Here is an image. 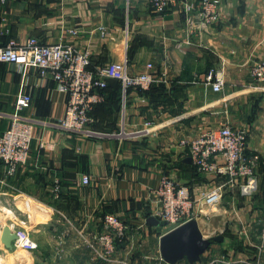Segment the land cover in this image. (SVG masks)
<instances>
[{
  "label": "crops",
  "instance_id": "1",
  "mask_svg": "<svg viewBox=\"0 0 264 264\" xmlns=\"http://www.w3.org/2000/svg\"><path fill=\"white\" fill-rule=\"evenodd\" d=\"M200 1L172 0L165 13L157 15L149 0H0V45L28 37L45 44H70L90 52L91 67L125 63L127 72L135 75L146 72L150 64L159 80L156 85L174 83L177 88L155 110L149 99L130 91L123 137H115L120 133L121 88L108 80L104 101L93 110L89 127L99 137L60 129L65 96L54 90L51 81L42 82L34 69L21 71L0 63V134L21 89L31 97L22 114L35 121L26 165L8 181L9 187H0V227L11 219L36 244L27 253L31 261L24 264H144L146 257L159 255V238L168 228L149 227L145 220L158 207L155 191L161 177L168 176L192 192L216 183L213 176L195 173L180 146V141L200 131L224 125L243 129L248 154H255L264 167V87L250 77L251 67L264 62V0H209L219 14L218 24L210 28L200 26L197 19ZM186 7H194L191 34ZM100 28L107 32L105 37ZM210 70L224 82L221 93L204 85ZM151 138L157 139L160 150L133 148V141L142 144ZM147 155L157 160H147ZM83 177H88V184ZM257 178L262 179L258 170ZM56 184L58 198L53 195ZM260 193L251 200L227 193L218 209L197 219L207 238L227 231L244 248L236 252L227 239L224 245H211L201 262L229 254L233 263L235 257L253 253L250 245L259 243L264 228V192ZM60 194L61 202L55 203ZM106 214L127 226L108 261L96 256V247L87 246L103 232ZM33 227L50 235L54 244L45 241L42 246L32 235ZM9 254L0 238V258Z\"/></svg>",
  "mask_w": 264,
  "mask_h": 264
},
{
  "label": "built area",
  "instance_id": "2",
  "mask_svg": "<svg viewBox=\"0 0 264 264\" xmlns=\"http://www.w3.org/2000/svg\"><path fill=\"white\" fill-rule=\"evenodd\" d=\"M171 3L172 0H149L151 9L157 15H163ZM197 7L195 13L200 26L210 28L218 24V8L213 1L201 0ZM193 8L185 9L189 34L194 31V21L191 19ZM98 31L101 37L107 35L104 28ZM68 33L73 36L77 34L76 31ZM0 63L17 67L21 71L34 69L42 82L51 81L54 90L65 96L64 115L57 123L60 129L99 137L100 135L90 131L89 127L93 123V110L104 101L103 90L108 80L119 82L121 87L120 133L112 135L115 137L124 133L128 93L147 91L159 82L151 72L150 64L146 65V72L135 75L127 72L125 63L113 62L94 68L91 67L88 50H78L73 45L63 43L45 44L36 37H28L24 41L8 40L5 45L0 46ZM250 77L264 87V62H257L251 67ZM204 85L209 87L212 93L218 94L222 92L224 82L216 78L210 70L204 76ZM30 104L31 97L21 89L16 95L14 113L9 116V124L0 135V187H9L8 181L29 159L35 121L22 112ZM180 146L186 149L196 172L213 176L216 183L208 190L192 192L188 187L176 184L168 176H162L155 191L158 207L150 216L165 222L168 230L191 220L197 222L199 217L215 211L221 206L222 198L227 193L242 199L251 200L254 197L259 184L256 175L259 159L255 154H248L247 134L243 129L224 125L215 130H203L190 140L180 141ZM82 182L84 185L88 184V177H83ZM58 193L59 186L56 184L53 188L54 198H58ZM6 212L12 217L11 210L7 209ZM102 225L103 232L96 235L93 242H88L87 246L93 250L96 247V256L108 261L116 252L117 240L124 238L127 226L112 214L102 217ZM3 227L8 228L14 236L11 244L15 249L25 253L36 249V244L28 232L18 223L9 219ZM3 227H0V237ZM250 247H253L254 251L248 258L235 257L233 263L229 254H221L195 264H263L264 228L260 232L259 243ZM144 264L168 263L156 255L146 257Z\"/></svg>",
  "mask_w": 264,
  "mask_h": 264
},
{
  "label": "water",
  "instance_id": "3",
  "mask_svg": "<svg viewBox=\"0 0 264 264\" xmlns=\"http://www.w3.org/2000/svg\"><path fill=\"white\" fill-rule=\"evenodd\" d=\"M187 162L190 163V159ZM145 224L155 228L167 226L165 222L152 216L146 218ZM0 238L4 246L11 250L14 236L10 234L8 228H3ZM223 241V235L204 238L197 222L191 220L173 230H168L159 238V256L168 264H177L181 261H186L188 264L200 263L201 256L211 245L221 244Z\"/></svg>",
  "mask_w": 264,
  "mask_h": 264
},
{
  "label": "trees",
  "instance_id": "4",
  "mask_svg": "<svg viewBox=\"0 0 264 264\" xmlns=\"http://www.w3.org/2000/svg\"><path fill=\"white\" fill-rule=\"evenodd\" d=\"M8 42V40L0 45V46H3L5 45L6 43ZM131 56V54H130ZM117 82V81H116ZM119 84V82H117ZM119 87H120V84H119ZM174 83H171L170 87H166L165 85L163 84H160V85H152L149 90L147 91H143V92H139L138 95L140 96H143L147 99H149V103H150V107H152V109H157L159 106H164L166 102H168V97H169V94L171 92H173V90L175 91L177 88L175 87ZM107 88H108V84H106V87L105 89L103 90V93L104 95L106 94L105 92L107 91ZM121 88V87H120ZM174 88V89H173ZM102 104V103H101ZM101 104H99L97 107H99ZM96 107V108H97ZM119 106H118V112H119ZM1 135V134H0ZM1 165V164H0ZM259 169L258 172L262 175V179H261V182H260V190H262L264 192V167L262 164H260V161H259V166H258ZM195 173H196V170H194ZM197 174V173H196ZM198 175V174H197ZM61 194H60V197L59 199L55 200V203H59L61 202ZM223 237H224V241L220 244L222 245L223 243H225V241L228 239V247H232L236 252H242L244 250V248H241V246L239 244L236 243V241L232 238L231 235H229L227 233V231H225L223 233Z\"/></svg>",
  "mask_w": 264,
  "mask_h": 264
},
{
  "label": "rangeland",
  "instance_id": "5",
  "mask_svg": "<svg viewBox=\"0 0 264 264\" xmlns=\"http://www.w3.org/2000/svg\"><path fill=\"white\" fill-rule=\"evenodd\" d=\"M119 110H120V103H119ZM122 137H123V135H122ZM132 145H133V148H136V147H139V145H142L143 148L145 149V151L147 149L148 152H149V150H152V152H155V151L161 149V146L157 143V139L155 141L154 138L149 139V142L143 141L142 144H139V143L133 141ZM143 157H145V156H143ZM146 159L150 160V161H156L157 160L156 156L154 157L153 155H147ZM256 175H257V171H256ZM260 182H261V179H258V183H259L258 189L254 195L256 197L259 196L260 194H262V193H260ZM229 194L231 195V193H229ZM235 198L237 199L239 197L235 196ZM32 235L35 237H38V239H40L42 246L44 245L45 241L46 242L48 241L49 243L54 244V242L52 241V237L50 235L46 234L44 231H42V233L38 232L35 227H33V229H32ZM202 235L204 236V238H207V236H208L205 233L204 229H202ZM54 251H55V248H54ZM57 252H58V250H57ZM9 253L10 254L7 256V259L6 258H0V264H20L21 262H22V264H24L26 262L29 263V261H31L30 256L27 253H25L24 251H22L20 249H15V247L13 245H12V249L9 250ZM59 253L60 252H58V254ZM32 258H33V256H32ZM58 261L60 262V260H58Z\"/></svg>",
  "mask_w": 264,
  "mask_h": 264
}]
</instances>
